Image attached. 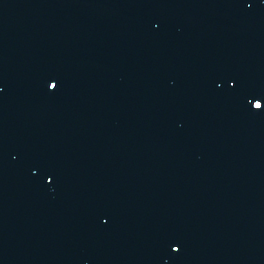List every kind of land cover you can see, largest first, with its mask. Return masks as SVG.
<instances>
[{
  "label": "water",
  "instance_id": "95a60500",
  "mask_svg": "<svg viewBox=\"0 0 264 264\" xmlns=\"http://www.w3.org/2000/svg\"><path fill=\"white\" fill-rule=\"evenodd\" d=\"M0 264H264V0H0Z\"/></svg>",
  "mask_w": 264,
  "mask_h": 264
},
{
  "label": "snow or ice",
  "instance_id": "6c2138e0",
  "mask_svg": "<svg viewBox=\"0 0 264 264\" xmlns=\"http://www.w3.org/2000/svg\"><path fill=\"white\" fill-rule=\"evenodd\" d=\"M54 87H57V85H54Z\"/></svg>",
  "mask_w": 264,
  "mask_h": 264
}]
</instances>
